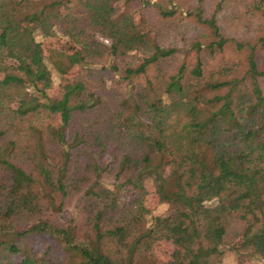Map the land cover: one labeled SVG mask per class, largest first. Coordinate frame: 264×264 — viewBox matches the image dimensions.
I'll return each mask as SVG.
<instances>
[{"label": "trees", "instance_id": "trees-1", "mask_svg": "<svg viewBox=\"0 0 264 264\" xmlns=\"http://www.w3.org/2000/svg\"><path fill=\"white\" fill-rule=\"evenodd\" d=\"M117 1L0 0V264H264L258 45L209 73L222 3L198 19L209 41L181 50ZM38 36L79 48L55 96ZM161 241L179 247L168 261Z\"/></svg>", "mask_w": 264, "mask_h": 264}, {"label": "rangeland", "instance_id": "rangeland-1", "mask_svg": "<svg viewBox=\"0 0 264 264\" xmlns=\"http://www.w3.org/2000/svg\"><path fill=\"white\" fill-rule=\"evenodd\" d=\"M263 0H152V6L143 8L136 0H132L133 16L137 22L142 19L150 21L152 26H159L164 29L166 37L165 45H172L186 50L192 39L201 33L205 35L201 40L205 44L209 41L207 27L199 24L198 19H211L218 9V3H222V8L217 15L218 25L222 34L227 39L225 52L210 56L205 53L207 69L210 73L218 67L227 64H238L250 51V46H257V58L264 69V49L260 47V39L264 34V19L261 11L255 9L259 3L264 7ZM135 5V6H134ZM117 7L126 9L123 1H117ZM159 9L176 11V16L172 19H163ZM42 42L46 59L53 76V88L49 92L55 96L59 92V85L64 79H69L77 75L79 68L70 63L71 55L79 51L78 46L71 40L62 37L44 38L38 36ZM239 45L244 47L238 49ZM206 46V45H205ZM190 48V45H189ZM208 52V51H207ZM147 207L154 213L164 212V207L160 205L158 195L153 186H149V196L146 200ZM179 249L171 241H161L157 244L156 252L160 259L168 261ZM224 264H242L238 261L233 252L228 253ZM245 264H261L259 262L247 261Z\"/></svg>", "mask_w": 264, "mask_h": 264}]
</instances>
